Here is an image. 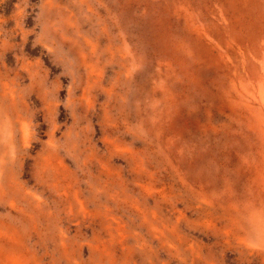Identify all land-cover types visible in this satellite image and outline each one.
I'll use <instances>...</instances> for the list:
<instances>
[{"label":"rangeland","instance_id":"374dc122","mask_svg":"<svg viewBox=\"0 0 264 264\" xmlns=\"http://www.w3.org/2000/svg\"><path fill=\"white\" fill-rule=\"evenodd\" d=\"M0 264H264V0H0Z\"/></svg>","mask_w":264,"mask_h":264}]
</instances>
